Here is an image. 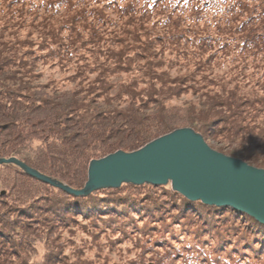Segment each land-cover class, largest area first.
<instances>
[{"label": "trees", "instance_id": "1", "mask_svg": "<svg viewBox=\"0 0 264 264\" xmlns=\"http://www.w3.org/2000/svg\"><path fill=\"white\" fill-rule=\"evenodd\" d=\"M180 127L264 169V0H0V158L80 189ZM77 231L118 264H264V224L169 183L74 195L0 164V264H89Z\"/></svg>", "mask_w": 264, "mask_h": 264}, {"label": "water", "instance_id": "2", "mask_svg": "<svg viewBox=\"0 0 264 264\" xmlns=\"http://www.w3.org/2000/svg\"><path fill=\"white\" fill-rule=\"evenodd\" d=\"M25 173L74 195L122 183L165 185L190 201L229 206L264 224V169L211 148L191 127H180L132 151L91 159L80 189L46 176L15 157H1Z\"/></svg>", "mask_w": 264, "mask_h": 264}, {"label": "rangeland", "instance_id": "3", "mask_svg": "<svg viewBox=\"0 0 264 264\" xmlns=\"http://www.w3.org/2000/svg\"><path fill=\"white\" fill-rule=\"evenodd\" d=\"M72 240V245H67V242L64 243V247L67 248L65 253L70 252L72 247H81V245L85 243L83 247L80 248L83 253L78 257V259H76L78 263L86 259L89 264H118L119 262L125 261V263H127L133 261L135 258L134 250H126L128 245H118L108 249L107 244L104 243L106 242V239L103 240L97 237L95 240V242L98 244L97 245L94 240H92L90 237H87L85 233H81L80 231L76 232ZM37 249L38 253L34 259L36 261L39 260L40 256L45 253V248L41 244L38 245ZM130 249H133V247ZM101 257L105 258L102 259ZM149 259L150 257L146 256L145 260L142 261V264L146 262V264H151L148 263Z\"/></svg>", "mask_w": 264, "mask_h": 264}]
</instances>
